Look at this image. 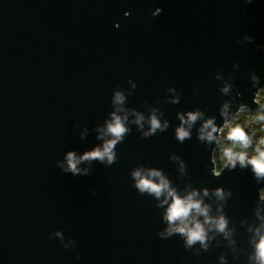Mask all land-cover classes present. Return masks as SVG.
<instances>
[{
    "label": "water",
    "instance_id": "1",
    "mask_svg": "<svg viewBox=\"0 0 264 264\" xmlns=\"http://www.w3.org/2000/svg\"><path fill=\"white\" fill-rule=\"evenodd\" d=\"M263 88L264 0H0V264H260L264 178L216 172L221 133L200 134L264 112ZM115 116L113 162L66 172L68 153L115 139ZM137 170L197 193L203 242L168 234L172 199L141 192Z\"/></svg>",
    "mask_w": 264,
    "mask_h": 264
},
{
    "label": "clouds",
    "instance_id": "2",
    "mask_svg": "<svg viewBox=\"0 0 264 264\" xmlns=\"http://www.w3.org/2000/svg\"><path fill=\"white\" fill-rule=\"evenodd\" d=\"M250 39V38H249ZM227 90V89H225ZM123 100V97L117 93L116 101L120 102ZM227 107V106H225ZM261 108H264V103H261ZM200 116L199 112H190L188 114L187 120L181 116V120L185 124H188L189 127L193 122H195ZM143 120V117H139L137 123ZM256 122H261L264 125V112H258L254 117ZM166 127V125H165ZM161 128L160 121L156 118L155 115L151 118V133H155L157 129ZM225 128L227 129V134L224 137L227 141L231 142V146L222 148L221 160L225 166L235 167L236 163L239 162L242 167L247 166L248 164L252 165L253 171L255 172L257 178H264V135H261L259 140L256 143L254 149V155H249L247 149H249L253 143L252 136L245 130V127L240 123L226 122L224 128H217L213 120H208L203 128L201 129L200 139H207L209 142L216 139L215 134L219 131L221 135H224ZM211 129L210 131H206ZM264 130V129H262ZM127 131L121 118L119 116L114 117V122L109 124L108 132L112 134L115 138L111 141L105 143L104 147L96 148L91 152L85 153L81 157H77L75 153H68L67 156V168L65 171H70L74 175L81 174V169L77 167L81 161L87 160H99L101 162L105 161L107 158L108 163H112L114 160L113 148L118 140H120L123 134ZM151 133H146L149 135ZM176 135L180 141H183L186 137L190 136L189 128L181 126L177 129ZM254 135V133H253ZM219 143V141H217ZM237 149H240L237 151ZM87 169L84 170V173L87 174ZM134 177L137 180L136 187L141 192H150L154 193L157 197H160L164 192H167L168 197L172 199V203L168 207L166 219L170 224L168 229V234L172 232H180L187 236V242L189 245L205 240V229L203 225L196 221L193 226H189V217L193 211L197 214H202L206 217V222L208 218V208L207 206H202V202L194 199L197 193L193 192L185 198H181L175 192V190L169 188L168 181L161 176L158 171H151L148 175H143L141 171L137 170L133 173ZM160 176V182L157 183L153 177ZM207 194V190H205ZM217 195L223 196L222 189H217ZM261 199H264V190L261 191ZM167 203V200H165ZM195 220V217H192ZM180 223L177 224L176 222ZM226 226V222L221 218L217 221V227L223 231ZM59 235V233H57ZM260 264H264V237H261L260 243L257 245V257Z\"/></svg>",
    "mask_w": 264,
    "mask_h": 264
},
{
    "label": "rangeland",
    "instance_id": "3",
    "mask_svg": "<svg viewBox=\"0 0 264 264\" xmlns=\"http://www.w3.org/2000/svg\"><path fill=\"white\" fill-rule=\"evenodd\" d=\"M264 95V88L259 92L258 94V100H260ZM257 115L256 112H251V111H244V112H239V114L231 121V123H233V125L235 123H237L238 120H242L245 122V124L247 125V127H251L252 125H256L258 124L259 122H256L254 120V117ZM224 128V127H223ZM227 133V129L225 128V131L224 133ZM225 134L222 136L220 134V138H219V143L217 145V148L214 152V161H215V164H216V169L218 171L221 170L222 166L224 165L223 161L221 160V158H218V154L222 151V148L224 147L225 145V142L227 141L225 138ZM255 153H249V155H254Z\"/></svg>",
    "mask_w": 264,
    "mask_h": 264
},
{
    "label": "trees",
    "instance_id": "4",
    "mask_svg": "<svg viewBox=\"0 0 264 264\" xmlns=\"http://www.w3.org/2000/svg\"><path fill=\"white\" fill-rule=\"evenodd\" d=\"M259 101L261 103H264V95H263V97ZM237 123H240L242 126H244L245 127V130L247 132H249V134L252 136L253 143H252L251 147L249 149H247V151H248V153H253L254 152V149L256 147V143L259 140L260 136L261 135H264V130H262V129H264V125H262V123L259 122L256 125H252L251 127H247V125L245 124V122L242 121V120H238ZM253 133H254V135H253ZM224 134L226 136L227 133L225 132ZM228 146H231V142L230 141H226L225 142L224 147H228ZM239 150L240 149H237V151H239ZM221 155H222V151L217 155L218 158H221Z\"/></svg>",
    "mask_w": 264,
    "mask_h": 264
},
{
    "label": "built area",
    "instance_id": "5",
    "mask_svg": "<svg viewBox=\"0 0 264 264\" xmlns=\"http://www.w3.org/2000/svg\"><path fill=\"white\" fill-rule=\"evenodd\" d=\"M216 172H219V171L216 169Z\"/></svg>",
    "mask_w": 264,
    "mask_h": 264
}]
</instances>
